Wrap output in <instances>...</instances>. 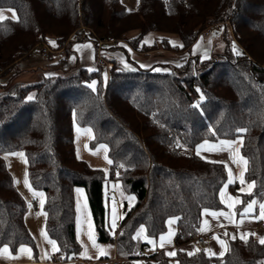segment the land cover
Here are the masks:
<instances>
[{
  "label": "trees",
  "instance_id": "16d2710c",
  "mask_svg": "<svg viewBox=\"0 0 264 264\" xmlns=\"http://www.w3.org/2000/svg\"><path fill=\"white\" fill-rule=\"evenodd\" d=\"M3 7L13 8L17 18L0 20V77L41 43L69 49L72 40L113 37L136 51H184L227 16L230 29L221 32L222 52L166 70L126 69L112 58L108 72L99 65L79 67L0 91V247L14 253L27 245L38 254L25 223L28 203L4 160L20 150L30 186L45 194V230L60 263L81 252L74 189L83 187L97 241L115 244L128 258L144 264H262L264 243L255 236L227 239L221 256L203 249L189 254L180 246L198 233L204 209L223 208L226 165L200 156L199 144L241 136L244 178L253 183L251 192L240 194L242 203L264 198V0H137L133 10L121 0H0ZM131 30L137 36L127 37ZM149 31L176 33L182 45L162 39L139 46ZM74 123L92 129L91 148L107 145V174L77 156ZM109 181L135 196L131 206L123 203L115 238L107 220ZM230 187L235 191L237 184ZM169 217L177 225L173 255L136 239L141 225L150 238L164 233Z\"/></svg>",
  "mask_w": 264,
  "mask_h": 264
},
{
  "label": "crops",
  "instance_id": "0c3cea01",
  "mask_svg": "<svg viewBox=\"0 0 264 264\" xmlns=\"http://www.w3.org/2000/svg\"><path fill=\"white\" fill-rule=\"evenodd\" d=\"M121 2L130 10L136 8L137 0H121ZM0 20L4 18H17V13L13 8H0ZM138 34V30L129 31L127 37H135ZM200 38V37H199ZM198 38V39H199ZM162 39L168 40L170 45L181 46L182 41L178 34L167 33L160 31H149L145 33L139 46L141 44L152 45L154 43H159ZM198 39L191 45V47L184 51H172L165 50L161 47L157 49H151L148 51H136L131 48L126 42L120 41L116 43H109L104 46L101 50V55L103 58L109 62V59L115 58L123 66L127 64L128 66L135 67H150L155 70H166L168 65H180L188 58H199L206 59L213 53L212 46L214 43L209 41L208 46L198 45ZM48 46L54 47L56 53L49 56V60L42 66L34 69L33 65L28 62L34 48L27 56L19 58L15 63V68H13L8 74L0 77V91L4 88L7 89L10 85L14 83L29 84L33 83L31 81L37 82L41 80L44 76L58 74L62 71H76L79 67H86L88 69H95L98 67L96 62L97 49L93 39H81L72 40L69 49L67 48H56L55 44L52 42L47 43ZM122 49L126 50V53ZM203 52V54H199ZM133 57V58H132ZM111 63V62H110ZM112 67V63H111ZM108 72V70H106ZM106 72V73H107ZM36 79V80H35ZM74 144L75 151L79 158L86 161L85 158L79 156L77 153V141L83 142L89 146V141L93 137V131L90 127H81L74 123ZM229 141L230 144L222 145L220 142H204L199 144L204 145V147L199 148V155L203 158L209 160H216L224 162L227 168V182L221 188L219 197L223 205L220 209H205L201 212V224L198 230L200 234H212L213 239L205 243L199 244L193 241H189L186 244L180 246L181 250L187 253H194L198 250L203 249L205 252L213 256H221L225 253L227 249L226 241L227 239L239 238L241 240H246L250 236H255L259 241L264 238V217L261 215L260 205L264 204L263 200L257 202L255 199H250L247 202L242 203L240 194L249 193L252 191L253 183L248 182L244 178V173L246 169V160L240 151V145L242 143V137L238 136L232 140H222ZM215 145V150H209L210 146ZM106 146V147H101ZM91 148V147H90ZM108 147L104 143H100L92 148V151L86 152L89 156L90 163L87 162L91 167L101 168L106 174L109 170V157L107 155ZM19 153H23L18 150L15 152H8L5 154V159L7 160V168L13 176V181L15 182L18 178V183L22 187V190L17 188L21 194L24 196L28 203V210L25 214V223L35 239L38 246L37 256L33 255L31 248L27 245H21L18 247L16 252H11L8 248L7 252L3 249L5 246L0 247V264H69L67 263H54L51 258L57 254V244L55 249L52 244L49 243L51 239L45 230V213L43 211V204L41 201L45 199V194L42 191L33 189L28 181V185H25V178H27V162L25 155L20 156ZM198 153V147H197ZM83 154H85L83 152ZM107 157V160L105 159ZM25 163L23 166V171L19 173L15 170L18 161ZM242 158V159H241ZM12 167V168H11ZM16 173V174H15ZM18 173L20 175H18ZM241 173L243 174L241 177ZM231 175V179L229 176ZM19 176V177H18ZM243 180V183L241 182ZM28 180V178H27ZM112 181L106 184L107 197L109 193H112V188L110 185ZM231 184H237L235 191L230 187ZM82 189V192H77L76 189ZM42 193L43 195H39ZM223 193V196L221 195ZM35 197V198H34ZM109 197L107 199V220L112 226V219L108 218V212L110 210ZM74 203H75V234L78 242L81 245V252L78 254L81 258L87 261H96L101 257H113L117 256V249L113 243L99 242L95 235V225L88 203L87 195L83 187H75L74 189ZM252 204L251 211H245L248 205ZM116 206V204H115ZM212 212L218 213L217 216L213 217ZM219 213H224V215H219ZM120 216H115V229L117 227ZM112 229V230H113ZM203 229V230H202ZM177 232L176 218L169 217L166 220V231L158 235L159 240L157 244L163 249L167 254L175 253L176 245L174 238ZM91 234L92 239L89 238ZM165 234V235H164ZM164 236L163 246H161L160 237ZM243 237V238H242ZM93 239L95 240L96 246L93 245ZM221 241L223 243H221ZM146 251V249H144ZM169 255V254H168ZM136 259V258H131ZM136 262L142 261L141 259L134 260ZM80 264V263H75ZM142 264L144 262L142 261ZM264 264V261L262 262Z\"/></svg>",
  "mask_w": 264,
  "mask_h": 264
},
{
  "label": "rangeland",
  "instance_id": "374dc122",
  "mask_svg": "<svg viewBox=\"0 0 264 264\" xmlns=\"http://www.w3.org/2000/svg\"><path fill=\"white\" fill-rule=\"evenodd\" d=\"M199 37L200 38L198 39V41H199L198 45L207 47L209 41H212L214 43V45L212 46L213 53H220V52L223 51L224 42H223V39H222V36H221V32L213 31L210 34V36H208V37H203V36H199ZM50 48L55 50L54 47H50ZM199 54H203V52H201ZM52 55L53 54H50V55L42 54L40 49L36 46V48L33 50V53L31 54L28 62H30L33 65L34 69H37L38 67L42 68V66L49 60V56H52ZM125 68L126 69H132L133 67L128 66V67H125ZM31 82H34V80L31 81ZM3 90H5V88ZM86 146L87 147H85L83 142L77 141V147H76L77 149L76 150H77V153L79 154V156H82L83 158L86 159L87 162H89L90 159H89V156L86 155V152H88V150H89V152H91L92 148L88 147L87 144H86ZM13 152H15V151H13ZM83 152L85 154H83ZM23 159L24 158H22V162L18 161V163L16 165V168H15V170H17L19 173H21L23 171V166L25 165V163H23ZM4 160H5V163L7 165V160L5 159V155H4ZM19 173H18V175H20ZM14 185H15L16 188H19V189L22 190V187L18 183V178L14 182ZM110 187L112 188V193H109V196H108L109 197V201L108 202H109V206H110V210L108 212V218L112 219V217L114 218V215L117 217V216H120L122 214L121 210H122L124 201L126 202L127 206L129 207V206H131L134 203L135 196L133 194H131V193L125 192L117 183L113 182L110 185ZM105 189H107V188L105 187ZM115 204H116V206H115ZM141 227H142V225L139 226L137 228L136 232H135L136 239H138V240H140L142 242H148L150 247H152V248H155V247L161 248L157 244V241L159 240V237L158 236L156 238L148 237L145 234V230L140 231ZM150 241H152V242H150ZM117 256H118V259L120 260V264H135L134 260H136V259H131V258L126 257V255L121 250H119L117 252ZM136 263L142 264V261H138Z\"/></svg>",
  "mask_w": 264,
  "mask_h": 264
},
{
  "label": "built area",
  "instance_id": "2783aa9c",
  "mask_svg": "<svg viewBox=\"0 0 264 264\" xmlns=\"http://www.w3.org/2000/svg\"><path fill=\"white\" fill-rule=\"evenodd\" d=\"M226 28L230 29V16H227L225 19L213 23L210 26H208L207 28H205L202 32H201V36L203 37H208L210 36V34L213 31H218V32H222L223 30H225ZM115 42V39L113 37H107V38H98L95 41V47L97 49V58H96V62L99 66L105 68L106 70H109L111 68V63L107 62L103 56L101 55V50L104 48V46L106 44L109 43H113ZM37 47L40 49V51L42 52V54L44 55H50V54H55L56 50L51 49L46 43H41L39 45H37ZM118 228L116 227L115 229L112 230V234L111 236L113 238L116 237ZM213 239V235L212 234H194L191 237V241L195 242V243H205L207 241H211ZM51 260L54 263H60V261L58 260L57 255L53 256L51 258ZM69 264H75V263H80V264H120V260L116 257H104V258H99L96 261H87L83 258H81L78 254H74L72 255L68 261Z\"/></svg>",
  "mask_w": 264,
  "mask_h": 264
},
{
  "label": "snow or ice",
  "instance_id": "6c2138e0",
  "mask_svg": "<svg viewBox=\"0 0 264 264\" xmlns=\"http://www.w3.org/2000/svg\"><path fill=\"white\" fill-rule=\"evenodd\" d=\"M0 18H2V17H0ZM54 43V42H53ZM233 51L234 52H236L238 55L240 54L239 52H238V50L236 49V47H235V45L233 44ZM125 67H128V65L127 64H125ZM95 84H96V81H92V84L90 85V87H92L93 89L95 88ZM197 91L199 92L200 91V89H197ZM33 97L32 96H29L28 97V99L29 100H31ZM200 100L202 101V100H204V95L201 93V95H200ZM199 105L197 104V105H194V107H198ZM205 144H207L208 142L207 141H205L204 142ZM222 145H224V144H230L231 142H229V141H221L220 142ZM101 147H106V146H101ZM201 147H204V145H200V146H198V154H199V148H201ZM215 145H212V146H210V148H209V150H215ZM19 155L20 156H23L24 154L23 153H19ZM105 159L107 160V157H105ZM242 159V158H241ZM108 163L109 164H111L112 163V161L111 160H108ZM121 167H123V165H121ZM242 173H241V177H242ZM229 179H231V175L229 176ZM25 185L27 186L28 185V180H27V178H25ZM241 182L243 183V180L241 179ZM76 191L77 192H82L83 190L82 189H79V188H77L76 189ZM39 195H43L42 193H40ZM221 195L223 196V193H221ZM41 204H43V200L41 201ZM260 208H261V215H262V217H264V204H261L260 205ZM251 209H252V204H249L248 205V208L247 209H245V211L247 212V211H251ZM208 211V209H205V212H207ZM211 215L213 216V217H215V216H217L218 215V213H216V212H212L211 213ZM219 215H224V213H219ZM112 227L114 228L115 227V218H113V221H112ZM144 229H143V226L141 227V229H140V231H143ZM203 230V229H202ZM89 238L90 239H92V236H91V234H89ZM243 238V237H242ZM160 241H161V246H163V242H164V236L162 235L161 237H160ZM150 242H152V241H150ZM261 243H264V238H261V241H260ZM49 243L50 244H52V246H53V248L55 249V247H56V242L54 241V240H49ZM221 243H223L222 241H221ZM93 245L94 246H96V244H95V240L93 239ZM3 251L4 252H7L8 251V248H7V246H5V248L3 249ZM169 255H173V253H168Z\"/></svg>",
  "mask_w": 264,
  "mask_h": 264
}]
</instances>
